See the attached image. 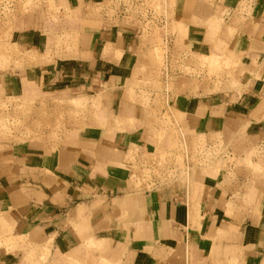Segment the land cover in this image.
<instances>
[{"label": "crops", "instance_id": "obj_1", "mask_svg": "<svg viewBox=\"0 0 264 264\" xmlns=\"http://www.w3.org/2000/svg\"><path fill=\"white\" fill-rule=\"evenodd\" d=\"M49 1L59 15L81 17L101 0H40L18 14L8 41L19 53L0 68V98L99 94L105 116L55 148L26 141L0 153V264H26L33 247L45 264H264V169L198 175L195 190L136 187L134 175L155 154L147 109L125 89L143 61L140 24L122 6L111 19L61 28L45 17ZM169 4L177 29L167 63L179 86L171 100L179 127L188 140L222 142L240 159L254 152L250 163L264 168V0ZM60 31L77 34L73 44L56 45ZM31 53L37 62L28 63ZM199 56L228 60L232 72L221 79L232 89L179 74L180 64L199 67Z\"/></svg>", "mask_w": 264, "mask_h": 264}, {"label": "rangeland", "instance_id": "obj_2", "mask_svg": "<svg viewBox=\"0 0 264 264\" xmlns=\"http://www.w3.org/2000/svg\"><path fill=\"white\" fill-rule=\"evenodd\" d=\"M39 5L40 0H0L1 69L9 66L11 54L19 53L16 44L8 41L11 21L18 14ZM122 6L127 9V19L140 24L139 35L145 49L141 57L142 64L134 68L125 89L127 93L131 92L133 101L147 109L146 127L155 147L152 166L134 175L136 187L150 189L157 182L168 185L179 183L195 190L198 175L233 173L238 167L251 169L255 175L260 174L264 168L249 161L254 152L240 159L222 142L207 145L203 139L197 142L188 140L179 127L181 115L171 108L173 94L178 91L179 86L170 74L167 63L169 38L177 29L168 14L169 0H101L97 4L87 5L81 17L73 13L59 15L58 9L49 1L45 17L50 24H60L61 28L76 21L84 26L93 18L98 21L113 18V14ZM74 35L68 31L57 32L56 45L73 44L77 34ZM28 57V63L38 61L36 53H31ZM177 68L180 75H190L199 79L200 83L205 76L213 80L211 82L215 87L232 89L234 86V82L221 79L222 75H230L232 72L233 66H230L228 60L199 56V67L189 69L185 64H180ZM99 103V94L90 98L78 96L46 102L0 98V153L9 152L11 143L26 141H45V147L55 148L65 135L89 125L91 118L99 121L100 117L105 116L100 111ZM115 120L118 125L121 124L122 120ZM90 248L93 246L88 243L87 249ZM35 249L36 247L31 249L32 255L27 257L26 264H45L44 257L35 255ZM211 264L217 263L212 261Z\"/></svg>", "mask_w": 264, "mask_h": 264}, {"label": "bare ground", "instance_id": "obj_3", "mask_svg": "<svg viewBox=\"0 0 264 264\" xmlns=\"http://www.w3.org/2000/svg\"><path fill=\"white\" fill-rule=\"evenodd\" d=\"M89 179V178H88ZM93 181V180H92ZM50 245H51V242H50ZM49 246V245H48ZM40 248V247H39ZM43 248V247H42Z\"/></svg>", "mask_w": 264, "mask_h": 264}]
</instances>
